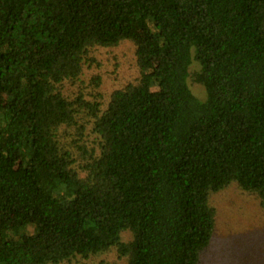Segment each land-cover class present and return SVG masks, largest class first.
Returning <instances> with one entry per match:
<instances>
[{"label":"trees","instance_id":"1","mask_svg":"<svg viewBox=\"0 0 264 264\" xmlns=\"http://www.w3.org/2000/svg\"><path fill=\"white\" fill-rule=\"evenodd\" d=\"M0 186V264H203L235 190L264 238V0H0Z\"/></svg>","mask_w":264,"mask_h":264},{"label":"rangeland","instance_id":"2","mask_svg":"<svg viewBox=\"0 0 264 264\" xmlns=\"http://www.w3.org/2000/svg\"><path fill=\"white\" fill-rule=\"evenodd\" d=\"M96 55L101 62V91L105 97L119 83L135 75L129 46L123 45L113 53L100 51ZM193 90L198 96L202 93L200 87ZM3 192L4 187L0 186V194ZM211 202L218 209L217 230L203 264H264L263 221L257 199L235 190L226 196L213 197ZM83 264L122 263L111 252Z\"/></svg>","mask_w":264,"mask_h":264}]
</instances>
